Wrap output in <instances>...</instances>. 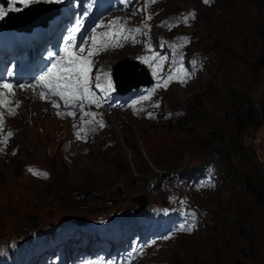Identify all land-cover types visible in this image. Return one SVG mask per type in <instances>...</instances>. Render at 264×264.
<instances>
[{
    "label": "rangeland",
    "instance_id": "rangeland-1",
    "mask_svg": "<svg viewBox=\"0 0 264 264\" xmlns=\"http://www.w3.org/2000/svg\"><path fill=\"white\" fill-rule=\"evenodd\" d=\"M155 3L140 13L154 20L139 21L149 28L151 39L162 32L156 24L161 15L172 10L174 20L164 32L170 47L158 51L159 85L141 101L140 112L107 115L106 125L95 129L86 144L44 104L22 94L19 113L7 119L14 137L0 155V260L13 253L23 256L38 240L44 243L39 230L69 233L68 226L81 217L86 223L122 217L134 221L127 214L135 213L136 198L144 195L141 214L152 235L160 236L126 264H264V203L256 202L245 185L253 165L242 147L229 151L227 161L216 155L196 185L180 175L206 160L205 146L212 138L231 139L233 113L240 105L235 92L259 103L264 69L254 63L263 52L264 0ZM135 52L127 45L102 56L101 62L112 68L123 61L130 65ZM191 53L205 56L204 68L190 67ZM254 128L239 135L258 164L264 147L258 151L256 141L264 126L257 133ZM216 145L222 151V142ZM166 210L174 216L161 219L156 213ZM107 227L113 228L110 222ZM189 227L190 232L181 230ZM143 236L126 235L128 246ZM2 246L9 247L6 253ZM111 250L102 254V261L113 259L116 252Z\"/></svg>",
    "mask_w": 264,
    "mask_h": 264
},
{
    "label": "snow or ice",
    "instance_id": "snow-or-ice-1",
    "mask_svg": "<svg viewBox=\"0 0 264 264\" xmlns=\"http://www.w3.org/2000/svg\"><path fill=\"white\" fill-rule=\"evenodd\" d=\"M21 3L27 5L29 3V0H20ZM49 2H53V0H49ZM56 3H61L62 0H54ZM205 3H209L210 0H204ZM12 3L15 4L16 0H12ZM18 10V9H13ZM5 15V12L2 8H0V18ZM194 18V16L192 17ZM189 17L184 18V22L187 23ZM80 24L77 23V26L73 28L71 31L73 33L79 32ZM131 31H139V29H133ZM103 36H109L111 34L104 33ZM115 38V37H114ZM124 39H127L128 37H123ZM66 39L71 43L72 37H66ZM92 44L95 46L97 44V40L95 37L92 38ZM116 46H121L118 43ZM80 47L81 52H83L85 49L83 46L78 45ZM65 51L68 52L67 59L61 63L62 66L58 67L57 64H53L52 67L48 69V71L39 77V80L42 84V86L47 87L49 93L51 96H59L61 99H63L66 102V106L74 105V101L78 98L83 99L86 98V96L91 95L90 89L87 87L89 82V71L91 67L90 57H92L95 52L92 48L88 49V55L87 56H77L73 55L70 51H68V46L66 45ZM49 55H52L51 53ZM145 62H147V58H145ZM105 76H109L108 73H104ZM99 79V78H97ZM168 79H171V74L169 75ZM181 82H185L184 80H181ZM167 84V80L165 81V85ZM99 86V84L97 85ZM109 86H111L109 84ZM5 89H10L12 85L5 83L3 85ZM23 87V86H21ZM41 98H44V93H41ZM53 104L55 105V101H53ZM72 114V113H69ZM151 116V114H149ZM31 171V169H30ZM46 176V174H45ZM181 230H187L191 231L192 229L189 227L187 229H181Z\"/></svg>",
    "mask_w": 264,
    "mask_h": 264
},
{
    "label": "trees",
    "instance_id": "trees-1",
    "mask_svg": "<svg viewBox=\"0 0 264 264\" xmlns=\"http://www.w3.org/2000/svg\"><path fill=\"white\" fill-rule=\"evenodd\" d=\"M261 41L263 43L262 45V54L256 59L254 66L256 68H262L264 66V32H260ZM263 38V39H262ZM261 53V52H260ZM235 98H239V106L236 108V110L233 113L234 116V127L235 130L233 134L229 135V138L231 139H225L222 135L219 136V139H216L215 137L211 139V144L206 145L205 148L207 149L206 153V160H203V162L197 166H190L188 168H184L180 175L184 176L186 178L194 177L201 175L203 172V169L207 167L209 164H211L212 160L216 157V155L219 156V158L223 161H227L230 158V152L234 151L235 149L241 148V152L245 155L251 157L252 159V165H253V171L250 177H245V185L249 191V193L252 195V197L255 199L256 202L262 204L264 203V177L261 174L258 165L252 158V153L250 154L246 148H244L240 142L241 134L246 130V128L253 127L256 125V116H255V110H254V103L249 100L245 95L239 96L238 93H234ZM245 101V103H244ZM244 103V104H243ZM246 105V106H244ZM240 136L239 138L235 137V135ZM234 135V137H233ZM217 142H222V151L218 149ZM213 155V156H211ZM217 156V157H218ZM240 207V206H239ZM242 217L239 216L238 219Z\"/></svg>",
    "mask_w": 264,
    "mask_h": 264
},
{
    "label": "water",
    "instance_id": "water-1",
    "mask_svg": "<svg viewBox=\"0 0 264 264\" xmlns=\"http://www.w3.org/2000/svg\"><path fill=\"white\" fill-rule=\"evenodd\" d=\"M138 68L139 66L135 61L130 62V65L128 62L123 61L115 66L114 78L119 91L129 90L134 87L137 88L142 84H148L149 80L146 73L143 70L138 72ZM262 175L264 176V169L262 170ZM136 199L140 207L146 204L144 195H140Z\"/></svg>",
    "mask_w": 264,
    "mask_h": 264
},
{
    "label": "flooded vegetation",
    "instance_id": "flooded-vegetation-1",
    "mask_svg": "<svg viewBox=\"0 0 264 264\" xmlns=\"http://www.w3.org/2000/svg\"><path fill=\"white\" fill-rule=\"evenodd\" d=\"M262 69H264V66L262 67ZM259 107V108H258ZM254 110H255V116H256V128H254V130H256L255 132L257 133V131L264 126V86L261 90V98L259 100L258 104H254ZM259 125V126H257ZM254 134V136H256L257 139V134ZM264 135V132L261 133V136ZM257 142V147H258V151H260L263 147H264V143L261 140V137H259Z\"/></svg>",
    "mask_w": 264,
    "mask_h": 264
},
{
    "label": "bare ground",
    "instance_id": "bare-ground-1",
    "mask_svg": "<svg viewBox=\"0 0 264 264\" xmlns=\"http://www.w3.org/2000/svg\"><path fill=\"white\" fill-rule=\"evenodd\" d=\"M52 10H53V9H51V8L48 9V13L50 14ZM25 14H27V13H25ZM23 16H24V15H21L20 18L23 17ZM13 18H15V17H13ZM34 19H35L34 21H36L38 18L36 17V18H34ZM166 33H167V32H166ZM29 98H30V97H29ZM131 114H132V113H131ZM130 116H131V115H130Z\"/></svg>",
    "mask_w": 264,
    "mask_h": 264
}]
</instances>
